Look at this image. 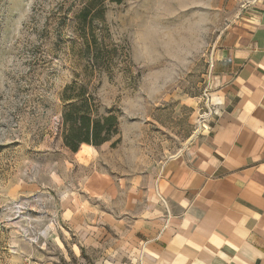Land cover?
<instances>
[{
  "label": "rangeland",
  "instance_id": "obj_1",
  "mask_svg": "<svg viewBox=\"0 0 264 264\" xmlns=\"http://www.w3.org/2000/svg\"><path fill=\"white\" fill-rule=\"evenodd\" d=\"M0 0V264H94L69 223L94 175L148 186L189 144L240 0ZM82 88L118 133L69 150ZM73 100V99H72ZM84 201V200H83Z\"/></svg>",
  "mask_w": 264,
  "mask_h": 264
},
{
  "label": "crops",
  "instance_id": "obj_2",
  "mask_svg": "<svg viewBox=\"0 0 264 264\" xmlns=\"http://www.w3.org/2000/svg\"><path fill=\"white\" fill-rule=\"evenodd\" d=\"M240 1L189 144L148 186L94 175L79 199L69 224L94 264H264V0Z\"/></svg>",
  "mask_w": 264,
  "mask_h": 264
},
{
  "label": "trees",
  "instance_id": "obj_3",
  "mask_svg": "<svg viewBox=\"0 0 264 264\" xmlns=\"http://www.w3.org/2000/svg\"><path fill=\"white\" fill-rule=\"evenodd\" d=\"M95 1L97 0H90L82 8L81 20L85 19L87 12L96 8ZM69 99V103H66L61 113V139L69 150L75 152L83 143L100 146L116 136L117 115L112 112L100 116L94 115L91 99L83 93L82 88L74 96L66 98Z\"/></svg>",
  "mask_w": 264,
  "mask_h": 264
},
{
  "label": "built area",
  "instance_id": "obj_4",
  "mask_svg": "<svg viewBox=\"0 0 264 264\" xmlns=\"http://www.w3.org/2000/svg\"><path fill=\"white\" fill-rule=\"evenodd\" d=\"M205 108H206L207 111L205 112L204 118L207 117L208 114L212 112V110L210 109V107H208V105H207V99H206V97H205Z\"/></svg>",
  "mask_w": 264,
  "mask_h": 264
}]
</instances>
